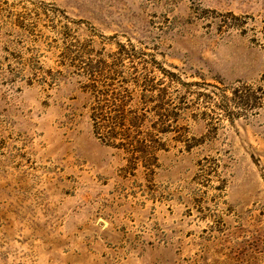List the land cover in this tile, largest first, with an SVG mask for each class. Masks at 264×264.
<instances>
[{"label": "rangeland", "instance_id": "1", "mask_svg": "<svg viewBox=\"0 0 264 264\" xmlns=\"http://www.w3.org/2000/svg\"><path fill=\"white\" fill-rule=\"evenodd\" d=\"M0 264H264V0H0Z\"/></svg>", "mask_w": 264, "mask_h": 264}]
</instances>
